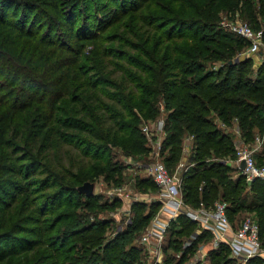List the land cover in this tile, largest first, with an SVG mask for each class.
<instances>
[{
	"label": "trees",
	"instance_id": "trees-1",
	"mask_svg": "<svg viewBox=\"0 0 264 264\" xmlns=\"http://www.w3.org/2000/svg\"><path fill=\"white\" fill-rule=\"evenodd\" d=\"M223 14L264 28V0H0V264L142 263L136 241L152 207L100 218L124 201L79 188L100 177L122 185L117 157L150 152L142 127L162 108L169 169L193 136L186 202L225 201L232 223L252 213L264 243V182L207 161L236 152L215 117L237 119L247 143L264 140V64L241 57L248 43L221 26ZM256 160L264 165V141ZM180 220L178 237L200 231L184 215L173 226ZM183 241L172 240L174 253ZM186 251L162 264H182ZM229 253L224 243L206 264H230Z\"/></svg>",
	"mask_w": 264,
	"mask_h": 264
},
{
	"label": "built area",
	"instance_id": "built-area-1",
	"mask_svg": "<svg viewBox=\"0 0 264 264\" xmlns=\"http://www.w3.org/2000/svg\"><path fill=\"white\" fill-rule=\"evenodd\" d=\"M221 25L248 43L247 49L240 54L241 57L256 58L258 65L264 64V28L255 30L249 23L241 20L238 15L233 20L224 17ZM164 123V119H158L155 123L144 124L142 127L151 148L148 153L150 155L149 162L142 165L139 164L140 162L127 161V167H142L144 173L153 179L158 192L156 196L147 197V199L153 200L152 198H156L161 204L159 212L152 217L139 238V245L143 248L145 254V259L140 264H162L164 262V253L173 250L170 247L172 240H168L167 236L171 232L172 224L178 220L180 215H184L190 221L197 223L200 231L192 234L191 238L187 240L185 248L176 254L178 257H181L184 250L192 245L203 232L211 236L210 242L203 248L208 250L207 254L226 243L230 248L232 258L240 263L248 264L253 260H259L264 264V243L262 242L259 225L253 216L246 217L235 227L229 220L227 214L228 204L225 201L217 200L210 206L201 204L198 207H193L186 202L184 194L185 177L195 165V163L189 161L193 149V136L185 139L182 158L175 169L170 171L161 157L163 136L165 137ZM217 123L221 128L231 130L235 137V157L225 160V163L243 176L249 185L255 180L264 182V165L258 164L256 160V154L261 149L264 141L263 138L257 136L253 144L245 142L237 119L233 120V126L220 119ZM242 162L245 163L244 169H241ZM109 194L110 198L117 197L124 201L125 205L123 204L121 208L114 212L117 215L122 212L130 215L132 204L140 201L139 195L132 193L131 185L128 183L123 187L111 189ZM204 257L205 254H197L196 262L191 264H198L197 261L203 262ZM201 262L199 264H202Z\"/></svg>",
	"mask_w": 264,
	"mask_h": 264
},
{
	"label": "rangeland",
	"instance_id": "rangeland-1",
	"mask_svg": "<svg viewBox=\"0 0 264 264\" xmlns=\"http://www.w3.org/2000/svg\"><path fill=\"white\" fill-rule=\"evenodd\" d=\"M224 17H227L226 14H223L222 15V19ZM243 21H245V20H243ZM78 22L79 23L82 22V19H80V16H79V21ZM253 60L257 63V61H256L257 59L256 58H253ZM235 61L238 62V60H235ZM161 112L162 113L160 114V116H159L158 119H164V121L166 122V114L164 112V109H161ZM216 121L219 122V117H215V122ZM146 124H149V123H146ZM230 124H231V126H233V121H231ZM162 142H163V144H162V149H161V157L163 158L164 155H166L169 150L167 149L166 152H163V150H165V145H166L165 144V137L164 136H163V141ZM149 157H150V155H148V154H145V155H141L140 154L137 157H135V156H126V157L119 156V157H117V159H119L124 164V173H123V176H125V178H124V181L122 182V185H120V186H113L112 185L110 187L109 184L106 181H104V178L103 177H100L98 179L99 181L94 184L95 185L94 193L95 194H98L99 196H102L103 197V200H109V198H110L109 191L111 189H113L115 187H123L125 184L128 183V184L131 185L132 193L134 195H139V197H140L139 203H144L147 207H152V212H153L152 213V216H155L157 214V212H159V210H160V202L156 198H152L153 200H148L147 199V197L149 198V197L156 196L157 195V192H158V190H157L156 187L154 188L153 186H151L152 184H154L153 179L150 178L149 176H147L144 173V171L142 170V167H140V168H137V167H127L128 166L127 165V161H129V160H132L133 162H140L139 164L144 165L147 162H149ZM66 160H67V158L65 159V161ZM207 161L208 162H221V163H225V160L220 159V158H216V157L210 158ZM195 164H196V162H195ZM174 169H175V167H173L172 169H169V170L170 171H173ZM234 174H235V176L239 175L236 172V170L234 171ZM140 177L143 180L146 181L145 186H147V185L150 184L149 186H147L148 188H146L147 189L146 191L139 190V187L137 185L136 179L137 178H140ZM140 209H142V207ZM114 210L112 212H110L109 210L107 212H103V213L100 214L99 217L100 218H112V219L114 218V219H117L118 221L119 220L121 221L123 218H127V219H130V220L132 219L131 218L132 213H130V215H128L127 213L122 212L121 214L117 215V214L114 213ZM131 212H133L132 209H131ZM248 216H253V214L252 213H245V212L242 213V214H235V215L232 216V219H234L233 220L234 223H232V222L231 223H232V225L235 224V227H237ZM171 228H172L171 229L172 232H170V234H168V236H167L168 237V240L170 239V240L177 241V238L184 240L181 244L178 245L179 248H180V250L181 249H184L185 248V245L187 244V240L189 238H191V236H190L191 233L189 235L183 236V237H178V235L173 234V228H175V229L181 228V230L184 228V225H183V223H182L181 220L175 226H173V224H172ZM123 230H124V225L122 224V225L119 226L118 232H121ZM188 232H191V231H188ZM210 239H211L210 237L203 235L198 240H195L192 245H190L189 247H187V249H186L187 250L186 251L187 255L185 257L186 259H185V261H183L182 264H191L192 262L195 263L196 262V256H197V254H201V255L202 254H205L204 261L203 262L197 261V262H198V264H199V262H201L202 264H206V257H207L208 250L207 249H203V248H204L205 245H207L210 242ZM136 243L139 244V238L136 241ZM168 243H169V241H168ZM176 253H174V250H171L170 252L168 250L166 253H164V258L167 260V258L170 257V256L174 257V254L176 255ZM174 258H176V257H174ZM227 258H229L230 264H242L239 261H237L236 259L232 258V256L230 255V253L227 256ZM144 259H145V257H144ZM258 263L259 264H263L261 261L258 262Z\"/></svg>",
	"mask_w": 264,
	"mask_h": 264
},
{
	"label": "water",
	"instance_id": "water-1",
	"mask_svg": "<svg viewBox=\"0 0 264 264\" xmlns=\"http://www.w3.org/2000/svg\"><path fill=\"white\" fill-rule=\"evenodd\" d=\"M233 61H230V64H232ZM245 163L242 162L241 169H244ZM95 185L94 183L86 182L83 186L79 188L80 191L85 193L87 196H90L94 193Z\"/></svg>",
	"mask_w": 264,
	"mask_h": 264
}]
</instances>
